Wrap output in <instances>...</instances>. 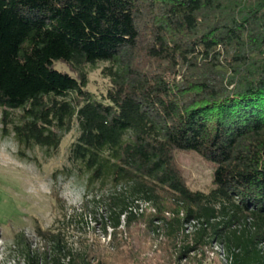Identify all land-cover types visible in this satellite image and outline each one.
<instances>
[{"label":"trees","instance_id":"trees-1","mask_svg":"<svg viewBox=\"0 0 264 264\" xmlns=\"http://www.w3.org/2000/svg\"><path fill=\"white\" fill-rule=\"evenodd\" d=\"M99 63L97 95L84 68ZM0 125L20 159L56 152L76 126L68 159L86 187L128 186L104 231L129 226L139 201L170 202L183 214L160 217L168 236L196 221L195 246L264 264V0H0ZM178 151L212 166L206 194L187 187ZM41 237L54 244L43 264L76 263L59 236ZM41 259L25 251L24 264Z\"/></svg>","mask_w":264,"mask_h":264},{"label":"rangeland","instance_id":"rangeland-1","mask_svg":"<svg viewBox=\"0 0 264 264\" xmlns=\"http://www.w3.org/2000/svg\"><path fill=\"white\" fill-rule=\"evenodd\" d=\"M109 67L99 63L84 68L91 93L105 91ZM77 136L75 126L56 152L34 148L20 159L13 136L0 133V264H24L25 251L42 258L38 264H43V254L50 261L54 244L41 237L43 233L59 236L63 250L77 255L74 264H228L218 244L204 240L195 246L200 227L196 221L185 223L176 236L167 235L160 217L170 220L183 214L170 202H162L158 211L152 203L139 201L131 208L135 219L129 226L122 217L116 231L108 225L104 231L101 218L108 216L109 198L122 191L128 194V186L116 188L103 180L87 188V176L68 159ZM174 157L187 187L206 194L212 166L194 153L178 151ZM184 246L193 249L183 254Z\"/></svg>","mask_w":264,"mask_h":264}]
</instances>
